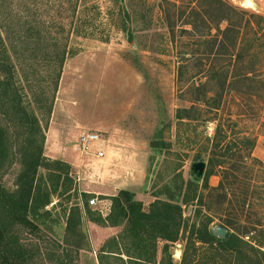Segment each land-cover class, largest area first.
I'll list each match as a JSON object with an SVG mask.
<instances>
[{
	"label": "rangeland",
	"instance_id": "374dc122",
	"mask_svg": "<svg viewBox=\"0 0 264 264\" xmlns=\"http://www.w3.org/2000/svg\"><path fill=\"white\" fill-rule=\"evenodd\" d=\"M221 1L232 10L215 0H125L129 44L114 0H0V28L17 46L15 65L23 75L17 83L39 115L50 165L36 177L41 197L29 212L35 228L16 226L10 234L28 264H99L105 244L123 233L104 223L111 198L122 191L134 194L145 212L157 201L182 208L173 264H229L200 243L184 262L193 227L208 222L211 231L229 225L264 251V0ZM229 24L234 31L224 35ZM65 47L75 52L55 91V53ZM39 89L54 98L51 115L49 103L39 111L33 104L32 90ZM1 112L10 157L0 182L15 193L26 136ZM218 129L230 151L213 168L210 161L220 160L213 149ZM87 131L108 141L105 160L75 151ZM198 162L206 164L201 179L192 171ZM186 195L195 198L186 203ZM93 199L96 207L89 206ZM163 247L159 242L158 262ZM259 259L254 264H264Z\"/></svg>",
	"mask_w": 264,
	"mask_h": 264
},
{
	"label": "trees",
	"instance_id": "16d2710c",
	"mask_svg": "<svg viewBox=\"0 0 264 264\" xmlns=\"http://www.w3.org/2000/svg\"><path fill=\"white\" fill-rule=\"evenodd\" d=\"M124 3L125 0H114V4L119 5V12L123 15L122 31L126 34L128 43L133 44L134 38L127 27L130 23V15L123 5ZM215 3L220 7L232 10L221 0H215ZM72 6L74 12L77 7ZM224 21L226 20L224 19ZM73 24L74 26L76 24L74 18ZM233 28L235 26L229 24L223 34L233 32ZM79 34L84 37L87 36L86 33L82 34L80 30ZM3 36L0 28V111L2 110L1 115L6 118L7 122L8 118L14 126L21 130L22 135L26 136V143L24 151L21 150V152L23 151L21 157L23 169L18 176L17 191L9 193L0 182V264H28L29 259L25 251L19 248L16 243L12 244L10 234L16 226L35 228L29 219V212L39 196L41 197V194L35 193L37 188L35 186L36 177L40 168H47L50 165L44 157L45 135L39 115L30 109L25 90L17 83L23 77L15 65V59L18 55L17 46L15 42H9V39L7 41ZM101 41L107 42V39ZM74 50V48L67 49L65 47L63 51L55 53V64H58L54 75L55 91H58L64 63L67 57L74 54ZM24 78L25 81H31L29 76ZM33 92V104L37 106L38 111L48 106L49 103L47 114L51 115L54 98L51 101L45 98L46 91L43 89L32 90ZM177 119L185 120L188 117L178 114ZM216 135L213 149L220 160L212 159L210 161L213 168L222 166L221 164H224L225 160L228 159V152L230 151L229 146L225 149L222 147L221 129L217 130ZM248 142L250 149H253L255 141L248 140ZM9 151L8 131L0 123V169L8 163ZM50 163L56 166L55 170L61 172V175L68 174L66 166L60 161ZM224 180L227 182L229 175L226 174ZM223 181L216 190L224 187ZM194 198L190 199L186 195L184 202L188 203ZM111 201V213L104 223L113 228H123V233L111 238L105 244L99 254V264H173L170 248L171 244L179 241L183 230L182 208L179 205L157 201L151 205L149 212H145L143 205L135 200L134 194L127 191L120 192L118 196L111 198ZM48 204L49 201H45L44 205ZM98 222L102 224V221ZM224 228L228 230V235L225 240H220L212 235L209 222L203 223L199 229L194 226L184 250V262L187 261V255L191 248L196 254L198 243L210 247L209 251H212L214 258L220 257L227 260L229 264H244L245 261L254 264L257 260L262 262L259 259V257H264L261 246H258L257 249L251 243L246 242L241 235L232 233L229 230V225H224ZM159 242L164 243L163 258L160 262H158ZM166 257L168 261H165Z\"/></svg>",
	"mask_w": 264,
	"mask_h": 264
},
{
	"label": "built area",
	"instance_id": "2783aa9c",
	"mask_svg": "<svg viewBox=\"0 0 264 264\" xmlns=\"http://www.w3.org/2000/svg\"><path fill=\"white\" fill-rule=\"evenodd\" d=\"M108 141L103 137L101 133L97 132H83L74 145L76 152L81 156H86L89 159H96L99 161L105 160L107 157ZM90 207L97 206V199L89 201Z\"/></svg>",
	"mask_w": 264,
	"mask_h": 264
},
{
	"label": "water",
	"instance_id": "95a60500",
	"mask_svg": "<svg viewBox=\"0 0 264 264\" xmlns=\"http://www.w3.org/2000/svg\"><path fill=\"white\" fill-rule=\"evenodd\" d=\"M193 173L198 179H201L206 171V164L202 162L195 163L192 167ZM212 235L220 240H225L228 235V230L223 227H216L212 230Z\"/></svg>",
	"mask_w": 264,
	"mask_h": 264
},
{
	"label": "bare ground",
	"instance_id": "6f19581e",
	"mask_svg": "<svg viewBox=\"0 0 264 264\" xmlns=\"http://www.w3.org/2000/svg\"><path fill=\"white\" fill-rule=\"evenodd\" d=\"M246 5H247V6H250V2H249V1H247V2H246Z\"/></svg>",
	"mask_w": 264,
	"mask_h": 264
}]
</instances>
